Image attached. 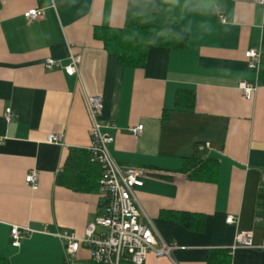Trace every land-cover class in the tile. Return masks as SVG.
<instances>
[{"label": "crops", "instance_id": "obj_1", "mask_svg": "<svg viewBox=\"0 0 264 264\" xmlns=\"http://www.w3.org/2000/svg\"><path fill=\"white\" fill-rule=\"evenodd\" d=\"M180 1L185 45L151 47L142 68H127L105 51L101 35L124 27L129 16L157 11L160 0H0V258L7 264L90 261L86 248L65 255L57 235L82 238L102 213L98 189L74 190L63 174L70 151L90 144L85 97L93 96L102 99L98 122L113 126L105 130L113 137L111 158L144 172L136 200L158 236L177 246L170 259L147 255L144 264H208L214 252L227 255L224 264H264V212L256 207L264 86L257 84L260 62L250 69L244 58L248 50L261 52L264 7ZM28 10L43 17L28 22ZM70 54L80 56L78 76L64 73ZM48 59L57 64L51 70L44 68ZM239 82L256 85L250 100ZM6 109L15 116L10 126ZM137 125L143 131L134 138L127 130ZM56 133L64 135L61 144H48ZM193 158L209 160L196 178L187 162ZM32 172L34 191L24 181ZM183 213L202 228L185 226ZM229 216L235 224L225 223ZM12 226L32 231L18 248L10 245ZM237 233H249L251 246L230 251Z\"/></svg>", "mask_w": 264, "mask_h": 264}, {"label": "built area", "instance_id": "obj_2", "mask_svg": "<svg viewBox=\"0 0 264 264\" xmlns=\"http://www.w3.org/2000/svg\"><path fill=\"white\" fill-rule=\"evenodd\" d=\"M252 1L264 7V0ZM42 17L43 11L40 10H28L23 14V18L28 22ZM220 19L221 22L224 21L222 16ZM244 58L249 62L250 69H256L260 62V51L248 50L244 53ZM79 64L80 56L70 54L69 64L64 68V73L69 77L78 76ZM56 65L51 59L44 62V68L47 70L53 69ZM238 89L246 100H250L256 92V85L239 82ZM85 105L91 119L90 144L86 151L90 155V162L98 165L101 170L98 195L103 201V208L102 213L86 226L82 238H76L68 231L57 235L63 243L65 255L73 256L80 248H86L93 264H144L147 255H152L156 259H170L171 252L177 249L176 244L164 241L158 236L134 195V189L143 185L144 172L137 168L122 169L111 158L108 146L113 142V137L105 130L113 129V126L110 123L101 125L97 120L102 110L101 97H85ZM3 119L10 126L14 123L15 116L10 109H6ZM142 131V125L127 130L134 138L139 137ZM63 138V133L49 134L45 141L48 144H61ZM207 147L208 144L203 145V148ZM24 181L31 190L37 189V174L34 172L28 174ZM225 223L233 225L236 221L229 216ZM31 233L32 231L27 228L12 226L9 232L10 245L18 248L20 240ZM250 246V234L237 233L230 251Z\"/></svg>", "mask_w": 264, "mask_h": 264}, {"label": "trees", "instance_id": "obj_3", "mask_svg": "<svg viewBox=\"0 0 264 264\" xmlns=\"http://www.w3.org/2000/svg\"><path fill=\"white\" fill-rule=\"evenodd\" d=\"M181 11L180 0H160L157 11L129 16L124 27L108 30L101 35L105 51L115 55L121 67L142 68L149 48H182L185 45L186 34L181 27ZM257 84L264 86V35ZM179 101L177 97V106L180 105ZM208 161L196 158L187 160L191 166L189 169H193L191 178H196L200 175L199 173H203ZM189 169H185L184 172H188ZM82 173L84 174L81 178ZM100 173V168L90 162V155L85 150L72 149L63 167V174L70 177L67 178L68 186L74 190H87L88 187L91 191H97ZM64 182L58 180L59 184ZM256 207L257 210L264 212V177L261 181ZM180 217V221L185 226L192 224L195 230L202 228V222L191 214L183 213ZM215 256L216 252L210 255L208 264H224L225 259H228L226 254L222 258ZM0 264L7 263L0 258ZM86 264L93 263L89 261Z\"/></svg>", "mask_w": 264, "mask_h": 264}, {"label": "rangeland", "instance_id": "obj_4", "mask_svg": "<svg viewBox=\"0 0 264 264\" xmlns=\"http://www.w3.org/2000/svg\"><path fill=\"white\" fill-rule=\"evenodd\" d=\"M62 259H63V257L61 256V257H60L61 264H63V260H62Z\"/></svg>", "mask_w": 264, "mask_h": 264}]
</instances>
